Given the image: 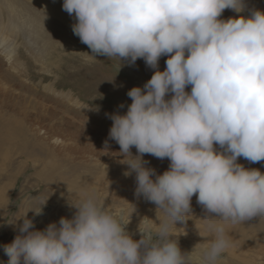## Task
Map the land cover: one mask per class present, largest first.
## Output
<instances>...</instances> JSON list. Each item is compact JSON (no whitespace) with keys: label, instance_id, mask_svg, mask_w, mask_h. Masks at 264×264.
Listing matches in <instances>:
<instances>
[{"label":"clouds","instance_id":"9594fccd","mask_svg":"<svg viewBox=\"0 0 264 264\" xmlns=\"http://www.w3.org/2000/svg\"><path fill=\"white\" fill-rule=\"evenodd\" d=\"M62 8L93 54L129 65L143 59L154 69L127 92L125 114H107L112 126L100 153L115 141L124 175L135 173L136 196L172 224L193 217L195 196L202 220L221 222L212 224L205 254V264H219L230 244L226 226L264 216V172L238 162L264 161V10L248 9L246 0H63ZM226 9L239 18L222 19ZM145 154L169 160L168 169L158 174ZM46 204L32 202L11 223L18 234L2 246L7 264H191L192 251L168 238L167 223L151 242L142 219L134 240L123 217L86 194L72 197L71 219L39 230L28 213L43 215Z\"/></svg>","mask_w":264,"mask_h":264},{"label":"rangeland","instance_id":"374dc122","mask_svg":"<svg viewBox=\"0 0 264 264\" xmlns=\"http://www.w3.org/2000/svg\"><path fill=\"white\" fill-rule=\"evenodd\" d=\"M246 4L248 9L264 10V0H246ZM62 5L63 0H0V16L6 17L2 18L4 21L7 15L23 18L20 19L21 23L17 20L13 24L17 25L16 29H12L7 21L5 31L9 33L8 29L11 28L15 33L8 34L11 38L6 33V38L16 48L14 52L19 57L17 64L23 63L24 59L25 63L21 65L28 68L30 77L27 79L32 83L30 87H24L23 82H16L7 72L9 66L0 59L1 89L9 86L10 90L6 99L0 92V112L7 114L13 109L22 117L21 120L33 124L35 134L39 137L51 135V138H58V141L50 140L52 145L68 146L67 151H56V154L52 151L48 156L36 150V155L28 159L27 165L22 163L20 168L17 165L21 162L20 158L13 163L6 151L0 152V182H6L8 176L21 169L16 172L5 201H0V208L7 202L3 207L7 209L0 215V264H7L9 259L2 246L11 243L18 234L16 226L11 223L27 214L23 212L25 208L31 210L28 204L34 201L47 202L43 206V215L35 217L33 212L28 213V218L38 224L36 229L43 230L61 217L71 219L76 211L70 207L72 197L75 199L86 194H93L113 215L123 217L125 225L128 224L126 231L134 240L142 238L139 233L142 219L145 218L141 231L151 242L161 240L159 229L167 223L168 238L179 241L182 251H192L191 264H205L207 242L213 236V222L202 220L206 218L205 212L196 197L192 198L193 217H187L189 220L186 223L172 224L164 211L157 210V206L146 201L143 196H136L135 173L124 175L129 168L121 162L124 157L116 154L120 148L115 141L109 140L107 154L100 153L105 150L104 142L112 126L107 114H125L127 105L132 102L127 92L133 87H143L151 79L154 69L148 67L143 59L129 65L128 61L118 57L93 54L74 34L72 25L76 21L72 16L69 20L61 19L47 9ZM233 16L239 18L232 10L226 9L221 18ZM33 17L41 22L49 20L53 24L54 34L50 35L48 43L43 40L42 31L35 33L24 23ZM30 25L35 29V25ZM27 56H31L29 62L26 61L29 58ZM167 58L164 56L159 61L161 71L166 67ZM187 90L190 91L191 86ZM24 95L30 100L27 107ZM121 104L125 107L120 108ZM47 131L51 134L48 135ZM132 153L137 154L135 147ZM144 159L149 161L147 166L156 169L158 174H163L170 163L167 159L161 160L149 154H145ZM238 162L247 168L264 172V161L253 164L241 157ZM17 223L22 224V220ZM235 225L240 228L241 234L232 232ZM235 225L226 226L230 244L222 253L219 264H264V216Z\"/></svg>","mask_w":264,"mask_h":264},{"label":"bare ground","instance_id":"6f19581e","mask_svg":"<svg viewBox=\"0 0 264 264\" xmlns=\"http://www.w3.org/2000/svg\"><path fill=\"white\" fill-rule=\"evenodd\" d=\"M45 7V6H44ZM52 7V6H51ZM33 9H36L35 7H31ZM48 10H51L53 11L59 18L61 19H67L69 20L70 15L65 12L62 8V6L60 7H52V8H47ZM38 9H36L37 11ZM15 16V15H13ZM19 16V15H18ZM2 18H6L4 16H0V28L2 29V31H0V59L3 60V62H6V64L9 66V69L10 70H7L8 74L10 73V77H12L14 80H16V82H23L24 83V87H30L31 84L29 83L28 79V68H26L25 66L23 67V63H25L24 59L23 60V63H19L17 64V55H16V52H14V45L12 47V44L9 42L11 41L10 39H7L6 36L8 34H15L12 29H16L17 28V25L13 26V24L15 23V21L17 20H20V19H23V18H18V17H12L7 15V20H3ZM34 18V17H33ZM32 19V18H31ZM3 21H4V24H3ZM7 21L12 25L10 26L11 28L8 29L9 30V33L5 31L6 29V23ZM20 23H21V20H20ZM26 24V26L33 30V32L35 33H39L40 31L43 32L44 34V39L46 43H48L47 41H49V38H50V35L52 36V23L47 20V21H44V22H41V21H38L37 18L35 17L34 19L32 20H26L24 22ZM30 23L33 24V26L35 25V29L33 27H31ZM17 24V23H16ZM5 26V28H4ZM41 32V33H42ZM7 33V35H6ZM20 32H18L19 34ZM32 33V32H30ZM10 34V35H11ZM54 34V33H53ZM9 36V35H8ZM17 36V34L15 35ZM33 36V35H32ZM39 36V34H38ZM41 36V35H40ZM39 36V37H40ZM10 37V36H9ZM19 37V36H17ZM15 37V38H17ZM43 37V36H42ZM11 38V37H10ZM13 38V37H12ZM38 39V38H37ZM16 40V39H15ZM24 41V40H23ZM18 42V41H17ZM9 44V45H8ZM17 46V45H16ZM24 46V45H23ZM18 47V46H17ZM19 48V47H18ZM17 48V50H18ZM20 50V49H19ZM22 52V51H21ZM23 53V52H22ZM21 54V53H20ZM3 58H2V57ZM22 57V56H21ZM29 57V56H27ZM31 57V56H30ZM29 58L26 59V61L28 60H31ZM21 60V62H22ZM29 62V61H28ZM32 62V61H31ZM33 65V64H32ZM28 67V66H27ZM24 79V81H23ZM1 78H0V83H1ZM22 83V84H23ZM8 86V85H7ZM9 88V86H8ZM1 89V85H0V92L2 94V96L6 99V96L8 97L10 94V90L9 89ZM29 89V88H28ZM2 97V99H3ZM28 96H23V100H25L26 103V107L30 104V100L29 98L27 99ZM17 99H20V98H17ZM29 100V101H28ZM4 102V100H2ZM14 102V100H13ZM19 102V101H18ZM17 103V102H16ZM13 104V103H12ZM15 105V104H14ZM18 106V104H16ZM15 105V106H16ZM20 105V104H19ZM23 105V104H22ZM4 106V105H3ZM2 106V107H3ZM7 106V105H5ZM13 106V105H11ZM8 107H10L8 105ZM19 109V108H18ZM9 113L7 114H4V112H0V152L2 151H6L7 153V156L9 157V159L12 160V162L14 163L17 158H20L21 159V162L17 163V165L21 166L22 163H24V165H27L26 163H28V159L32 158L33 156L36 155V150H39L41 154H43L44 156H48L50 155L51 153H55L56 151L60 152V151H64L66 150L67 151V145L65 144H62V145H58L57 143H55V145H52L50 143V140L51 139H54L55 141H58L57 139L58 138H51V133L48 134V131H47V134L50 135V136H47V137H39L37 134H35V131L33 129V124H29L27 123V121L25 122L24 120H21L22 117H20V115L16 112H14V110L10 109L8 111ZM44 116V115H43ZM32 120V119H31ZM49 120V119H48ZM47 123V121H44ZM48 125V124H47ZM49 126V125H48ZM52 129V128H51ZM61 131L63 132V130L61 129ZM60 131V132H61ZM42 132V131H40ZM58 132V131H57ZM43 133V132H42ZM44 134H46L44 132ZM66 134V133H65ZM64 134V136H65ZM58 135V134H57ZM61 135V134H60ZM63 136V137H64ZM55 137V136H53ZM67 137V136H66ZM65 139V138H64ZM53 151V152H52ZM56 154V153H55ZM58 154V153H57ZM39 155V154H38ZM59 156V155H58ZM6 158V157H5ZM52 158V157H51ZM4 159V158H3ZM36 159V158H35ZM34 159V160H35ZM50 159V158H49ZM39 161V160H38ZM49 162V161H48ZM50 165V163L48 164V166ZM57 165V164H56ZM53 167V166H52ZM51 168V167H49ZM54 169V168H53ZM60 169V168H58ZM19 171L21 169H18ZM17 170V171H18ZM57 170V169H56ZM14 174H11L10 176L7 177V181H2L0 182V201L3 199L5 201L6 199V195L8 196V193L10 191V189L12 188L13 184H12V181H13V178L16 176V172ZM39 171V170H38ZM42 172V170H41ZM49 173V172H48ZM51 173V171H50ZM60 173V172H59ZM62 175V174H61ZM41 178H43L42 175H39ZM106 177V176H105ZM58 178V177H57ZM59 179V178H58ZM1 180V179H0ZM5 182V183H4ZM49 182V180H48ZM64 183V182H63ZM7 201V200H6ZM6 203L3 205V207L6 206ZM28 206L30 207V204H28ZM1 207V206H0ZM0 208V215L3 213V211H5L6 209L5 208ZM24 210V208H22V211ZM26 211H23V212H28L30 211L29 208H25ZM36 217V216H35ZM218 221V220H217ZM35 223V221H34ZM215 224H219L217 222H213ZM37 224V223H36ZM35 224V227H37V225ZM229 226V225H228ZM231 226V225H230ZM12 227V226H11ZM9 227V228H11ZM14 228V227H12ZM13 231V230H12ZM232 232L236 233V234H241V230L238 226L235 225L234 228H232ZM232 233V234H234Z\"/></svg>","mask_w":264,"mask_h":264}]
</instances>
